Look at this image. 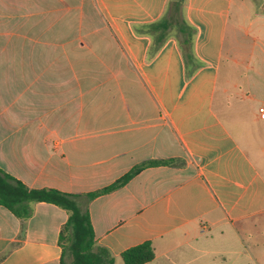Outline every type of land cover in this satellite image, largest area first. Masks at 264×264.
<instances>
[{
	"label": "crops",
	"instance_id": "0c3cea01",
	"mask_svg": "<svg viewBox=\"0 0 264 264\" xmlns=\"http://www.w3.org/2000/svg\"><path fill=\"white\" fill-rule=\"evenodd\" d=\"M249 1L0 0V168L84 195L174 160L83 203L113 264L147 241L144 264H264V16L243 39L264 3ZM31 205H0V264H62L68 211Z\"/></svg>",
	"mask_w": 264,
	"mask_h": 264
},
{
	"label": "trees",
	"instance_id": "16d2710c",
	"mask_svg": "<svg viewBox=\"0 0 264 264\" xmlns=\"http://www.w3.org/2000/svg\"><path fill=\"white\" fill-rule=\"evenodd\" d=\"M184 0H174V8L179 13ZM182 15V14H181ZM172 18V17H171ZM171 18L166 16L152 27L160 29V36L165 34L171 23ZM180 29L182 36L180 43L185 56L193 57V39L196 28L189 25L181 18ZM174 160H149L133 167L128 173L114 183L104 188L89 192L84 195L72 194L53 188H30L15 176L0 168V205L7 207L16 216L27 219L32 215L33 202H49L56 204L69 213L68 220L59 233V243L62 246V264H113L114 259L109 250L98 244L88 208L83 209V203H88L97 196L111 192L128 183L144 167L171 163ZM71 257L70 262L66 261ZM125 264H144L155 257V250L150 241L128 248L122 253Z\"/></svg>",
	"mask_w": 264,
	"mask_h": 264
},
{
	"label": "rangeland",
	"instance_id": "374dc122",
	"mask_svg": "<svg viewBox=\"0 0 264 264\" xmlns=\"http://www.w3.org/2000/svg\"><path fill=\"white\" fill-rule=\"evenodd\" d=\"M237 2H238V0H237ZM260 2H263L264 3V0H250L249 1V4L252 6V8H254V7H256L257 6V4H259ZM174 9V8H173ZM235 16V15H234ZM264 16V13H261V15L255 20L256 22H255V24H254V28H252L251 29V31H250V36H249V38H243L245 41H246V44L248 43V42H252V36L253 35H255V34H253L255 31H256V27H257V25L258 24H260L259 22L262 20V17ZM239 16L238 15H236L235 17H234V19H237ZM177 21H181V18H180V16H178L177 15ZM245 25H246V23H245ZM241 35V34H240ZM242 36H243V34H242ZM241 36V37H242ZM243 39H241V40H243ZM224 65V69H226V70H229V63L227 62L226 64L224 63L223 64ZM226 71L225 70H223V73H225ZM233 73V76H234V79L235 78H239V73L238 72H235V71H233L232 72ZM248 91V90H247ZM249 95H253V94H251L252 93V91H249V92H247ZM255 97H256V99H258V100H261L262 98H263V96L260 94V93H256V95H255ZM258 104V103H257ZM70 260H71V257H67L66 258V261L69 263L70 262ZM96 261V263L97 264H101V262L99 261V260H95Z\"/></svg>",
	"mask_w": 264,
	"mask_h": 264
},
{
	"label": "built area",
	"instance_id": "2783aa9c",
	"mask_svg": "<svg viewBox=\"0 0 264 264\" xmlns=\"http://www.w3.org/2000/svg\"><path fill=\"white\" fill-rule=\"evenodd\" d=\"M259 112H260V116H261V118H264V106H261V107L259 108Z\"/></svg>",
	"mask_w": 264,
	"mask_h": 264
}]
</instances>
